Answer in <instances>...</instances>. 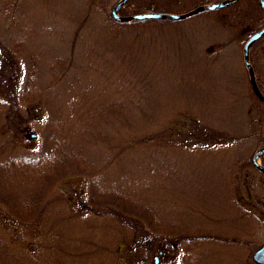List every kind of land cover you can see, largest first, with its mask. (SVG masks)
Listing matches in <instances>:
<instances>
[{"label":"rangeland","instance_id":"1","mask_svg":"<svg viewBox=\"0 0 264 264\" xmlns=\"http://www.w3.org/2000/svg\"><path fill=\"white\" fill-rule=\"evenodd\" d=\"M8 1L0 264H256L264 177L244 161L263 116L242 48H212L227 33L203 34L195 18L119 26L103 11L116 0ZM89 192L133 201L156 232L80 207Z\"/></svg>","mask_w":264,"mask_h":264},{"label":"flooded vegetation","instance_id":"2","mask_svg":"<svg viewBox=\"0 0 264 264\" xmlns=\"http://www.w3.org/2000/svg\"><path fill=\"white\" fill-rule=\"evenodd\" d=\"M111 6L112 7L118 2ZM128 1L121 7L118 14L121 17H129L136 14H145V13H169V14H185L194 9L210 6V5H219L224 4L219 8L213 9H201L196 14H192L185 19L195 18L197 26L201 29L203 34L209 32L208 34L213 35L212 30L219 29L222 32L227 33V36H221L222 39L218 38L217 35L213 36L214 42H212L211 47L214 48L222 46H240L242 48V56L244 62L243 49L248 40L264 28V19L262 13L264 9L260 5L261 0H135V3L142 9H145L146 3L152 6V10L147 9L141 13H132L126 16L121 15V10L124 9ZM187 1V3H183ZM182 4V5H181ZM181 5V6H180ZM177 8L178 11H170L171 7ZM111 12V10H110ZM150 22V26H155L154 22L162 23H174L177 21L171 20H141ZM203 36V35H202ZM261 44H264V34L257 38L249 49V59L254 70L255 79L259 91L264 96V78L257 72L256 68L253 66V60L251 57L252 51L257 46L262 47ZM246 68V67H245ZM250 95L254 92L251 88L250 79L248 70L246 68ZM263 88V89H262ZM255 95V94H254ZM257 98V96L255 95ZM258 99V98H257ZM259 100V99H258ZM261 102V101H260ZM257 170V169H256ZM264 177V174H263ZM264 215V213H262ZM264 244V243H263ZM262 245V244H261ZM260 245V247H261ZM259 247V248H260ZM258 249V248H257ZM256 249V250H257ZM255 250V251H256ZM254 251V252H255ZM253 252V253H254ZM253 256V254H252Z\"/></svg>","mask_w":264,"mask_h":264},{"label":"trees","instance_id":"3","mask_svg":"<svg viewBox=\"0 0 264 264\" xmlns=\"http://www.w3.org/2000/svg\"><path fill=\"white\" fill-rule=\"evenodd\" d=\"M15 1L16 0H9L8 2H10V3L12 2V6H14L15 3H16ZM104 4H105V6L103 7L104 13L108 16V18L112 22H114L116 24H119V26H146V25H150V22H148V21L115 22V21H113L111 19V16H110V9H111L110 7L112 6V3H111L110 7H108L109 4L108 5H107V3H104ZM147 9L152 10L153 8H152L151 5L146 3L145 9H142L135 3V0H129L127 6L124 9L121 10V15L126 16V15H129V14H132V13H141V12L147 10ZM262 15H263V19H264V13H262ZM154 23L158 24L160 22H154ZM29 90L32 91L33 88L27 87V89H25V92H27ZM253 97H254V100L256 102V105L261 110V115L263 116L262 117V125H263L262 128L263 129H261L260 131H258L256 133L259 136V139H258L259 146H258V148H261V147H264V104L262 102H260V100H258L255 97L254 94H253ZM6 127L7 126H5V128ZM260 163L264 167V155L260 158ZM244 164H248L250 167H254L253 163H252V156H251V158H249L246 161H244ZM89 193H88L89 200H87V202H89V205H87V203H85V202H80V207L82 206L85 209H91L89 211L93 212L92 214H98L97 212L100 213V211H98V209H103V208H107L108 207V208L113 209L114 211H116L118 213V216L121 219H125L126 221H131V223L133 224L132 226L138 227L136 225V224H138L140 226L139 227L140 231H142L141 233H145L146 235H149V234H151L153 232H156V229L153 228V227L152 228H153L154 231H152V230L150 231L149 230V226L147 224V220L144 217L140 216V215L143 214L142 211H141V208L138 207L136 204H133L134 203L133 201L128 200V201H131L132 204H130V205H125L124 204L123 206H121L116 199H113L111 201H106L105 202L106 205L104 203H100L99 204V203L94 201V195L92 193H90V194ZM123 199H125V198H123ZM67 205L70 207V202L67 203ZM71 207H72V205H71ZM94 207H96V210H94ZM122 216L125 217V218H122ZM155 227L157 228V226H155ZM132 236L134 237V235H132ZM128 243L131 245V243L129 241H128Z\"/></svg>","mask_w":264,"mask_h":264},{"label":"water","instance_id":"4","mask_svg":"<svg viewBox=\"0 0 264 264\" xmlns=\"http://www.w3.org/2000/svg\"><path fill=\"white\" fill-rule=\"evenodd\" d=\"M127 0H119L111 9V18L116 22H129V21H141V20H171V21H177L185 19L186 17L196 14L201 9H213V8H219L224 4L219 5H210V6H204L197 9H194L190 12H187L185 14H169V13H145V14H136L129 17H121L119 16L118 12L121 9V7L126 3ZM261 7L264 9V0L260 1ZM264 34V28L258 32L257 34L253 35L248 42L245 44L243 49L244 54V64L246 68L248 69L249 79L251 88L254 92V94L257 96V98L264 104V96L259 91V88L256 83L255 74L253 67L251 65L250 59H249V49L252 43L259 37H261ZM264 155V147L259 148L256 150L252 156V163L254 167L260 171L262 174H264V167L259 163L260 158ZM253 261L256 264H264V244L261 245L260 248H258L252 256Z\"/></svg>","mask_w":264,"mask_h":264}]
</instances>
